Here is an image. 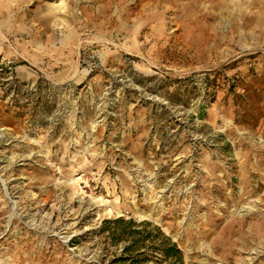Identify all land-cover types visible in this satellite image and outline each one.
I'll list each match as a JSON object with an SVG mask.
<instances>
[{
    "label": "rangeland",
    "instance_id": "1",
    "mask_svg": "<svg viewBox=\"0 0 264 264\" xmlns=\"http://www.w3.org/2000/svg\"><path fill=\"white\" fill-rule=\"evenodd\" d=\"M119 218L264 264V0H0V264H130Z\"/></svg>",
    "mask_w": 264,
    "mask_h": 264
},
{
    "label": "trees",
    "instance_id": "2",
    "mask_svg": "<svg viewBox=\"0 0 264 264\" xmlns=\"http://www.w3.org/2000/svg\"><path fill=\"white\" fill-rule=\"evenodd\" d=\"M100 234L106 235L115 244L124 243L119 262L130 264H146L150 261V253L161 254L160 264H185L178 245L165 235L162 229L151 222L137 223L133 219L105 220Z\"/></svg>",
    "mask_w": 264,
    "mask_h": 264
}]
</instances>
